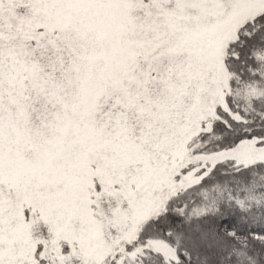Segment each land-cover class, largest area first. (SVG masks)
<instances>
[{
  "label": "snow or ice",
  "instance_id": "snow-or-ice-1",
  "mask_svg": "<svg viewBox=\"0 0 264 264\" xmlns=\"http://www.w3.org/2000/svg\"><path fill=\"white\" fill-rule=\"evenodd\" d=\"M0 264H264V0H0Z\"/></svg>",
  "mask_w": 264,
  "mask_h": 264
}]
</instances>
